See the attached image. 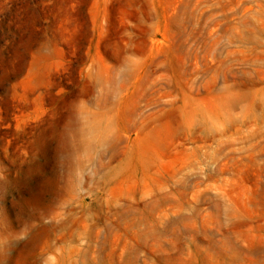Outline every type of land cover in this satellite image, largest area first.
<instances>
[{
  "label": "rangeland",
  "instance_id": "obj_1",
  "mask_svg": "<svg viewBox=\"0 0 264 264\" xmlns=\"http://www.w3.org/2000/svg\"><path fill=\"white\" fill-rule=\"evenodd\" d=\"M0 264H264V0H0Z\"/></svg>",
  "mask_w": 264,
  "mask_h": 264
},
{
  "label": "bare ground",
  "instance_id": "obj_2",
  "mask_svg": "<svg viewBox=\"0 0 264 264\" xmlns=\"http://www.w3.org/2000/svg\"><path fill=\"white\" fill-rule=\"evenodd\" d=\"M245 38H246V39H248V37H247V36H245Z\"/></svg>",
  "mask_w": 264,
  "mask_h": 264
}]
</instances>
